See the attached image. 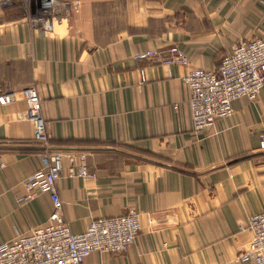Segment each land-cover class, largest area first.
I'll return each instance as SVG.
<instances>
[{"label":"crops","instance_id":"obj_1","mask_svg":"<svg viewBox=\"0 0 264 264\" xmlns=\"http://www.w3.org/2000/svg\"><path fill=\"white\" fill-rule=\"evenodd\" d=\"M54 1L70 16L52 28L27 15L38 0L0 6V95L15 94L0 104V243L45 223L52 207L46 193L16 201L41 166L20 94L34 85L50 147L62 156L55 186L71 230L139 212L125 252H93L83 264H246L238 254L250 232L239 226L264 209V86L196 133L182 77L264 38V0ZM173 45L187 64L134 57ZM77 152L93 177L68 176Z\"/></svg>","mask_w":264,"mask_h":264},{"label":"built area","instance_id":"obj_2","mask_svg":"<svg viewBox=\"0 0 264 264\" xmlns=\"http://www.w3.org/2000/svg\"><path fill=\"white\" fill-rule=\"evenodd\" d=\"M38 4L39 16L35 20L40 26L52 28L70 16L64 4L59 5L54 0H38ZM134 57L156 59L167 64L189 62L176 45L143 50ZM140 75L144 81L142 70ZM182 82L188 90L187 104L194 132H201L217 120L230 118L234 114V100L242 97L255 100L264 86V38L234 44L216 69L191 68L182 77ZM20 94L26 103V115L34 125L33 140L42 150L39 153L41 166L24 178V193L17 196L16 201L25 205L38 194L46 193L52 207L45 223L0 243V264H83L93 252H125L140 231L139 212L131 208L122 215L95 218L85 231L73 232L62 213V202L55 186L60 176L62 156L50 147L51 136L40 114L39 91L31 85L23 88ZM14 96V92L1 94L0 104L9 103ZM259 149L264 150V133L259 136ZM71 161L68 176L93 177L87 170L84 152L72 155ZM148 222H153L150 214ZM239 227L250 232V239L239 252L238 260L246 264H264V209L250 215L247 223Z\"/></svg>","mask_w":264,"mask_h":264},{"label":"rangeland","instance_id":"obj_3","mask_svg":"<svg viewBox=\"0 0 264 264\" xmlns=\"http://www.w3.org/2000/svg\"><path fill=\"white\" fill-rule=\"evenodd\" d=\"M8 2H9V0H0V6H2V5H3V6H4V5H7ZM29 3H30V2H29ZM27 5H28V4H27ZM29 9H30V10H29ZM29 9H28L29 12H28L27 15H28V16H29V15L31 16V17H30L31 22L36 23V20H35V19L39 16V15H38V12L35 13L34 9L31 8V7H30ZM32 9H33V10H32Z\"/></svg>","mask_w":264,"mask_h":264}]
</instances>
